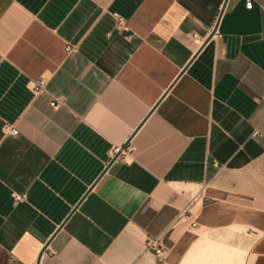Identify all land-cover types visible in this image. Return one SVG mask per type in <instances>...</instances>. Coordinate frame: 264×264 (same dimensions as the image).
I'll use <instances>...</instances> for the list:
<instances>
[{
	"label": "crops",
	"instance_id": "1",
	"mask_svg": "<svg viewBox=\"0 0 264 264\" xmlns=\"http://www.w3.org/2000/svg\"><path fill=\"white\" fill-rule=\"evenodd\" d=\"M247 1L0 0V264H264V0Z\"/></svg>",
	"mask_w": 264,
	"mask_h": 264
},
{
	"label": "built area",
	"instance_id": "2",
	"mask_svg": "<svg viewBox=\"0 0 264 264\" xmlns=\"http://www.w3.org/2000/svg\"><path fill=\"white\" fill-rule=\"evenodd\" d=\"M250 5H251V0H248L247 1V6L250 7ZM221 13H222V11H221ZM221 13H219V18H220ZM116 18H117V21H118L119 24H124L125 23V20L122 17L116 15ZM219 18L217 17V19H219ZM214 29H216V28H214ZM194 37L196 38L197 35H194ZM68 49H69V51L71 50L70 48H68ZM45 84H46V82L44 80L38 81L34 85V90L37 91V92L43 90L44 87H45ZM263 100H264V97H263ZM61 104H63V99L61 97L55 98L51 102V106L54 107V108L58 107ZM5 131H9L11 134H17L18 133V131L16 129H14L13 127H11V126H7L5 128ZM255 133H257V131H255ZM125 152H126V150L123 147H120V146L115 147V149L111 153V160L118 159L121 155L125 154ZM14 199H15L16 202L23 201L25 199V195H15ZM193 225H195V223H193ZM147 249L153 250L156 253V255L158 257H160V258L163 257L164 252H165L163 247L159 243L158 239H150L148 241V243H147Z\"/></svg>",
	"mask_w": 264,
	"mask_h": 264
},
{
	"label": "rangeland",
	"instance_id": "3",
	"mask_svg": "<svg viewBox=\"0 0 264 264\" xmlns=\"http://www.w3.org/2000/svg\"><path fill=\"white\" fill-rule=\"evenodd\" d=\"M196 191H197V188H193V193H195ZM205 251L207 252L208 249ZM242 252H243V255L237 254L236 251H230L229 253L232 256L231 259L226 260L224 258L223 262L221 261V259H219V257L217 258V256H216V258H215V256L210 255L207 259L206 258L205 259H202V258L197 259L196 264H241L242 261H244V260H245L244 264H248V262H250L249 257H248L249 255H248V253H246V251H242ZM242 258H244V259H242ZM177 264H179V263H177Z\"/></svg>",
	"mask_w": 264,
	"mask_h": 264
},
{
	"label": "bare ground",
	"instance_id": "4",
	"mask_svg": "<svg viewBox=\"0 0 264 264\" xmlns=\"http://www.w3.org/2000/svg\"><path fill=\"white\" fill-rule=\"evenodd\" d=\"M226 258H227V257H226ZM230 258H231V257H230ZM230 258H228V260H229ZM242 263H243V262H242ZM242 263H241V264H242Z\"/></svg>",
	"mask_w": 264,
	"mask_h": 264
}]
</instances>
